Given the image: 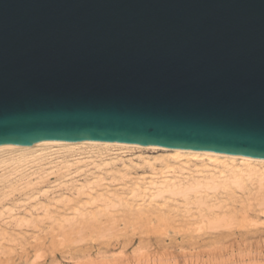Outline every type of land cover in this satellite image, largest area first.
Here are the masks:
<instances>
[{"label": "water", "instance_id": "obj_1", "mask_svg": "<svg viewBox=\"0 0 264 264\" xmlns=\"http://www.w3.org/2000/svg\"><path fill=\"white\" fill-rule=\"evenodd\" d=\"M264 158V0H0V146Z\"/></svg>", "mask_w": 264, "mask_h": 264}, {"label": "rangeland", "instance_id": "obj_2", "mask_svg": "<svg viewBox=\"0 0 264 264\" xmlns=\"http://www.w3.org/2000/svg\"><path fill=\"white\" fill-rule=\"evenodd\" d=\"M76 148V149H75ZM87 148H88V150H87ZM103 148V149H102ZM116 149V150H114V149ZM119 150H118V149ZM65 149V150H64ZM83 151H82V150ZM122 149V150H121ZM64 150V151H63ZM97 150V151H96ZM101 150V151H100ZM58 151V152H57ZM72 151V152H71ZM75 151V152H74ZM82 152V153H80V152ZM91 151V152H90ZM93 151V152H92ZM116 151H118V152H116ZM121 151V152H120ZM60 152H62V153H60ZM110 152V153H109ZM111 152H113V153H111ZM43 153V154H42ZM42 153L41 152H37V155H35V156H31V157H29V159L28 158H26V160L24 161V163H25V165L21 162L20 163V165H21V167H19V171H16V173H14L15 175H13V173L10 175L11 177H9L10 179L12 178V175H13V178L10 180V181H12V184L14 185L13 187H18L20 184V182L22 183L20 186H22L23 184H24V180H25V178L27 177L24 173H26L27 175H29L30 173V169H32V173H33V171H34V175L35 174H38V173H40V174H38V176L41 178V180H39L40 178H35V177H38L37 175L34 177L33 176V174H31L32 175V177L29 179V177L31 176V175H29V177H27L26 179L28 180V182H27V180L25 181V182H27L28 183V185H27V187H26V189L25 190H23V191H21L22 189H21V187L19 186L18 188H19V191L22 193V192H24V194L25 195H21V193H19V192H17L16 191V193H15V191H14V194L16 195H13V193H12V195H9V199H10V201L12 200V199H14V200H12L13 202L15 201V202H20L21 201V203H19V206H20V210H19V213L17 212L18 210V203L16 204V203H13L12 201V203L13 204H11V202L9 201V199L8 198H5L4 200H5V203H4V200H3V203L1 202L0 203V205L2 206L1 208H6V209H2L1 210V208H0V212L1 213H3L2 211L4 210V213H8L7 215H5L4 213V215L2 214V217L3 218H1V216H0V227H2V230H5V233H6V230H7V234H10L8 237H9V239L7 238V235L5 234H3V235H1L2 237L3 236H6V237H4V239H0L1 241H2V244H1V242H0V260H2V262L0 263V264H264V204H263V202L262 201H260V202H262L261 204H263L262 206H261V204L259 205L258 204V202H255L254 203V199L256 198L255 197V195H254V197L255 198H251V200L253 201V203H251V202H247V198L251 195V193H248L249 192V190L250 191H254V190H252V189H254L255 188V186H253V184H256L257 182H258V180H256L257 178H259L260 177V175L259 174H257V175H254V176H256L257 178H255V177H253L255 180L253 181V179L252 180H249V179H251V178H247L250 182H248L246 179H243V181H242V183L244 182V184H245V186L246 187H248V188H246V187H244V188H242V191H240V192H238L239 190H236L235 188V185L233 186H228V188L232 191V194L233 195H230L229 193V189L228 188H226V192L228 193V195H225L224 193H226L223 189L225 188V186L223 185V184H221L222 182V180L221 181H219V179H222L223 177V174H226L225 172H223L222 171V166H221V163H216L217 165H215V163H211V162H209V163H211L212 165H209V163L208 162H206V160L205 161H203V160H200V159H196V162H195V157L193 158V157H188V156H182V157H173V156H171L170 155V151H165V150H161V149H144V148H135V147H96V146H90V147H88V146H82V147H73V148H70V149H67V147L66 148H64V147H59V146H52V147H50L49 149H46L45 151H42ZM55 155H54V154ZM63 153H65V154H63ZM79 155H78V154ZM99 153V154H98ZM115 153V154H114ZM4 154H6V153H4ZM41 154H42V156H41ZM50 156H49V155ZM58 156H57V155ZM91 154V155H90ZM93 154V155H92ZM96 154H98V155H96ZM39 155V156H38ZM51 155H52V157H51ZM67 155V156H66ZM77 157H76V156ZM81 155H83V156H81ZM86 157H85V156ZM87 155H89V156H87ZM100 155V156H99ZM102 155V156H101ZM104 155V156H103ZM165 155V156H164ZM37 156V157H36ZM45 156H49V157H45ZM55 156H57L56 158H54ZM64 156V157H63ZM81 158H80V157ZM164 156V157H163ZM43 158V160H42V158ZM74 157V158H73ZM98 157H99V159H100V161L98 160ZM102 157H103V159H102ZM105 157V158H104ZM31 158V159H30ZM34 158V159H33ZM45 158V159H44ZM49 158H50V160H49ZM69 160H68V159ZM72 158V159H71ZM96 158H97V160H96ZM129 158V159H128ZM39 159V160H38ZM56 159V160H55ZM67 159V160H66ZM74 159V160H73ZM86 159V161H84ZM88 159V160H87ZM118 159V160H117ZM126 159H127V161H126ZM30 160V161H29ZM37 160V163L35 162ZM45 160H47V163H46V161ZM59 160V161H58ZM75 160H76V162H75ZM79 160V161H78ZM90 160H91V162H90ZM93 160V161H92ZM117 160V161H116ZM125 160V161H124ZM131 160V161H130ZM180 162H178V161ZM199 160V161H198ZM38 161H39V163H40V161H42L40 164H38ZM52 161V162H51ZM61 161H62V163L63 164H65V167H64V165L61 163ZM75 163H78V164H75ZM112 161L114 162V163H112ZM118 161L120 162L121 161V164L120 163H118ZM131 163H133V164H131ZM200 162V163H198V162ZM27 162V163H26ZM33 162V164L35 163V165H30V163H32ZM44 162V163H43ZM79 162H84L83 163V165L81 164V165H79ZM95 162V163H94ZM12 163H14V162H12ZM67 163V164H66ZM73 163H74V165L76 166V167H74V165H73ZM88 163V164H87ZM104 163H105V165H104ZM184 163H185V165L187 166L188 165V167H186L185 165H184ZM190 163H191V165H190ZM15 164H17L16 162L14 163V166H15ZM61 164V165H60ZM69 164H71V165H69ZM124 164V165H123ZM13 165V164H12ZM30 165V168H27L28 166ZM38 165V166H37ZM41 165H42V167H41ZM45 165H47L46 167H44ZM50 167H49V166ZM54 167H53V166ZM63 165V166H62ZM91 165V166H90ZM92 165H94L95 167H93ZM102 165H103V167H102ZM106 165H108V169L105 167ZM112 165V166H111ZM122 165V166H121ZM180 165V166H179ZM23 166V167H22ZM24 166H26L25 168H24ZM33 166V167H32ZM56 166V167H55ZM69 166H72L73 167V169H72V167H69ZM86 166H88V167H86ZM98 166V167H97ZM176 166H177V168L180 170H177L176 169ZM220 166V167H219ZM43 167L45 168V169H43ZM67 167H69V168H67ZM79 167V168H78ZM83 167H85V168H87V169H85V171H84V168ZM93 167V168H92ZM96 167H97V169H99L100 170V172L96 169ZM104 167H105V169H104ZM126 168L124 171V173H123V168ZM175 167V168H174ZM181 167V168H180ZM192 167H194V170H195V167L197 168V167H199L198 169H196L195 171L197 172H199V176H201L202 175V173H207L209 176H207V174H206V178L204 177V176H201L200 178L196 175V174H193V173H195V171L193 170V168ZM204 167H210V168H208V172H207V169L206 168H204ZM211 167H213V169L215 170V172L214 171H211L212 169H211ZM22 168V169H21ZM23 168H24V170H23ZM37 168V169H36ZM53 168H55V169H57V171L55 170V169H53ZM82 168V169H81ZM94 168L96 169V170H94ZM115 168V169H114ZM128 168H132L131 170L130 169H128ZM171 168H173V174H172V170H171ZM201 168L203 169L202 171H204V172H202L201 171ZM1 169V168H0ZM21 169V170H20ZM27 169V170H26ZM41 169H43V170H41ZM50 169H52V171H54V172H50L49 170ZM68 169L69 170H71V171H68ZM76 169V170H75ZM79 169V170H78ZM164 169H167V171L165 172V170ZM176 169V170H175ZM183 169H185V170H187L188 171V173L187 172H183L182 170ZM61 170H62V172H64V174L66 175L67 174V172H68V174L70 175V174H72V177H68L69 175H66L65 177H64V175L61 173ZM64 170V171H63ZM66 170V171H65ZM75 170V171H74ZM80 170H81V172H83L84 174H82L81 172H80ZM83 170V171H82ZM91 170H92V172H91ZM93 170H94V172H93ZM184 170V171H185ZM22 173H21V172ZM28 171V172H27ZM38 171H40V172H38ZM47 171V172H46ZM49 171V172H48ZM77 171V172H76ZM102 171V172H101ZM165 174V176H164V174L162 173V172ZM182 171V175H184V177L186 176V179L189 181V179H191L192 177V181H194L193 179H196V180H198L199 179V181H203V180H206V182H209L210 180H211V178L209 179L208 177H210V173H214V175L212 174V176H214V178L216 179V181H219L220 182V184L224 187H222L220 184L219 185H216V187L217 186H219V187H214V188H216L215 189V191L214 192H211L210 193V190H208V189H210L209 187H206L205 186V189L203 188V192H201V190H199V192L198 193H196L198 190H194L193 192L194 193H192V191H189V192H187V194L185 193V195L183 194H181V193H170V191L169 192H167L166 191V193L169 195V194H173L172 196L171 195H169L170 197H173L175 194L177 195H175L173 198H175V199H172V198H170L168 195L166 196V195H164L165 196V198L163 197V193L164 194H166L164 191L166 190V188H165V190H164V187L165 186H167L168 184L170 185V183L172 184L174 181V179L176 180V179H178L177 181H175L173 184H177V183H179L180 182V180H181V184L179 183V185L181 186V185H183V186H185V182H184V180H186L185 178L183 179V178H181L180 179V177H183V176H181V174H180V176L178 177L177 175H179V172H181ZM193 173H192V172ZM218 171V172H217ZM0 172H2V169L0 170ZM20 174H19V173ZM58 172H60V173H58ZM71 172V173H70ZM78 173L79 172V174H77L76 176H75V174L76 173ZM89 173V175L88 174H86V173ZM108 172H110V174L108 173ZM121 174H120V173ZM168 172V174H166ZM223 172V173H222ZM47 173V174H46ZM55 173V174H54ZM97 173V174H96ZM120 174V175H118V174ZM123 173V174H122ZM171 173V174H170ZM175 173L177 174L176 175V177L174 176L175 175ZM192 173V175H194V176H192V175H190ZM218 173V174H217ZM1 174V173H0ZM20 176H22V177H20ZM24 176H23V175ZM48 174H50L49 176H47ZM57 174V175H56ZM60 174V175H59ZM74 174V175H73ZM102 174V175H101ZM115 174H117V175H115ZM130 174H131V176H130ZM164 176V178L162 177V175ZM201 174V175H200ZM217 174V175H216ZM261 174V173H260ZM18 175V176H17ZM63 177H62V176ZM79 175V176H78ZM94 175H96L95 177H94ZM171 175H172V177H171ZM188 175H189V177H191V178H189L188 177ZM222 175V176H221ZM262 175H264L263 173L261 174V177H260V179L262 178ZM15 176V177H14ZM26 176V177H25ZM71 176V175H70ZM83 176H85V177H83ZM99 176V177H98ZM102 176V177H101ZM117 176V177H116ZM120 178H119V177ZM124 176H126V177H128V179H129V176H130V178L131 177H133V178H131V180L129 179V180H127V178L126 177H124ZM136 176V177H135ZM153 176V178L155 179H153V178H151ZM155 176V177H154ZM216 176H218V180H217V178H216ZM16 177L19 179V182H18V180L16 179ZM46 178V179H44V178ZM79 177V178H78ZM106 177V178H105ZM115 177V178H114ZM138 177V178H137ZM141 177V178H140ZM159 177V180L157 179ZM188 177V178H187ZM197 177V178H196ZM222 177V178H221ZM250 177V176H249ZM252 177V176H251ZM22 178H24V179H22ZM43 178V179H42ZM56 180H55V179ZM58 178V179H57ZM65 178V179H64ZM71 178H73V179H71ZM123 178V179H122ZM166 178H167V180L168 181H172V182H170V183H168V181H167V184L165 185V180H166ZM169 178V179H168ZM245 178V177H244ZM21 179H22V181H21ZM60 179H63V180H60ZM79 179V180H78ZM81 179H83V180H81ZM94 180V184H95V186H101L102 185V183L100 182V180L101 181H104V184L100 187L99 186V188H100V190L98 189V188H95L91 183H92V181L91 180ZM114 179V180H113ZM118 181H117V180ZM158 181H157V180ZM162 179V180H161ZM164 179V180H163ZM180 179V180H179ZM183 179V180H182ZM208 179H209V181H208ZM259 179V180H260ZM263 179V178H262ZM16 180V182L19 184H17L16 185V183L14 182V181ZM35 180L37 181L38 180V182L39 181H41L42 183H38L37 182V184H35L34 185V183H33V181L35 182ZM52 180V181H51ZM58 180H59V182L60 181H62V182H58ZM74 180H75V182H74ZM85 180V181H84ZM99 180V181H98ZM124 180V181H123ZM147 180H151V182L152 183H150L151 185H150V187L151 186H153L154 184H156V186L154 185L153 187H149V186H146L148 183H149V181H147ZM164 182V187H162L163 188V190H162V188L160 187V185H163L162 184V182ZM190 180V182H192ZM29 181H31L32 183H33V187H35V188H33V187H31L30 185H31V183L29 182ZM99 182V184H98V182ZM120 181H122L123 182V184H122V182H120ZM137 181H141V183L140 182H137ZM156 181V182H155ZM179 181V182H178ZM212 181V180H211ZM255 181H257V182H255ZM261 181V180H260ZM260 181H259V183H257V184H259L260 185ZM264 181V180H263ZM263 181H261L262 183H263ZM7 182L8 181H4V184H6L7 185ZM63 182L64 183H69V185H70V187H69V190L68 189H66L65 188V186H67V188H68V185L67 184H63ZM76 182H79L80 184L82 183V185H78V183L76 184ZM86 182H88L89 183V185L91 184V187L90 186H88L89 188H88V190L85 188L84 190H82V192L80 193L79 192V189H82L83 188V185H84V187H87L84 183H86ZM145 182H147V183H145ZM177 182V183H176ZM184 182V183H183ZM204 182V181H203ZM251 182H255V183H253L252 184V186L250 185V183ZM15 183V184H14ZM27 183H25V184H27ZM44 183V184H43ZM52 183H54V184H52ZM62 183V185H60ZM125 183V184H124ZM159 183H160V185H159ZM187 183H189V182H187ZM186 183V184H187ZM249 183V184H248ZM30 184V185H29ZM51 184V185H50ZM56 184H58L57 186H56ZM72 184H74V185H72ZM87 184V183H86ZM110 184V185H109ZM114 186H113V185ZM140 184H142V185H140ZM256 184V185H257ZM53 185V186H52ZM63 185H64V187H63ZM88 185V184H87ZM131 185V186H130ZM158 185V186H157ZM178 185V184H177ZM243 185V184H242ZM28 186L29 187H31L32 188V191L33 190H35V191H37V192H42V191H45L44 189H46V194L44 193V194H42V196L39 194V193H37V192H32L31 191V193H30V190H31V188H28ZM63 187V188H61V189H57L56 187ZM76 188H75V187ZM129 186V187H128ZM134 186L138 189V191L134 188ZM239 186H241V185H237V188L239 189ZM250 186L252 187V188H250ZM258 186V185H257ZM256 186V187H257ZM260 186H262V185H260ZM263 186H264V184H263ZM15 187V188H16ZM23 187V189H24V185L22 186ZM106 187H108V189H106ZM110 187H112V188H110ZM114 187L116 188V190L114 189ZM133 187V188H132ZM139 187V188H138ZM155 187H158V188H155ZM174 187V186H173ZM221 187H222V189H221ZM235 187V188H234ZM18 188H16V190L18 189ZM50 188V189H49ZM51 188H52V190H53V188H54V190L53 191H55V192H53L52 190H51ZM72 190H71V189ZM75 190H74V189ZM94 188V189H93ZM140 188H141V192H140ZM160 188V189H159ZM213 188V189H214ZM219 188V190H221V191H219V190H217ZM261 187H259L258 189H260ZM4 189H7V187L6 188H4ZM21 189V190H20ZM29 189V190H28ZM43 189V190H42ZM57 189V190H56ZM63 189H65V190H63ZM76 189H78V192H79V194L82 196H84V198H83V196L82 197H80V195H78V196H76V194H78V192H76L77 190ZM119 189V190H118ZM121 189V190H120ZM156 189H158V190H156ZM211 189H212V187H211ZM235 189V190H234ZM258 189H256V191L258 190ZM8 190V189H7ZM27 190V191H26ZM59 190V191H58ZM61 190V191H60ZM91 190V191H90ZM96 191L95 193H94V191ZM126 190L128 191V192H126ZM149 190H151L152 192L151 193H155L156 195L158 194V192H160L161 190V192H160V194L161 195H159L158 194V196L156 197V199H154V200H152L151 202L149 201V200H151V199H153L152 197L154 196V194H152L151 195V193L150 194H145V193H147ZM204 190H206V191H204ZM241 190V189H240ZM25 191H26V193H28V194H26L25 193ZM51 191H52V194H50L51 193ZM64 191V192H63ZM74 191V192H73ZM84 191H85V194L86 195H88L89 197H87L85 194H84ZM93 191V192H92ZM103 191H104V193H103ZM117 193H116V192ZM119 191H125V192H123V193H121V192H119ZM131 191H135L134 193L136 194V196L135 197H139L137 200H136V198H135V200L137 201L136 202V204H135V200L133 199L132 200V197H133V192H131ZM145 191V192H144ZM211 191H213V190H211ZM218 191V192H217ZM222 191H223V194H224V201L225 200H228L227 202H229V196L231 197V196H233L234 198H236V199H234V200H236V201H234L233 200V197H231V199H230V202H233L232 203V205L230 204V202L229 203H227L228 205H225V203H226V201L224 202V204H223V206L224 207H226L227 209L225 210L224 209V207H223V209H222V207L220 208L222 211H227L228 209H230L231 211H233L234 210V212H235V209L237 210L236 211V216H235V213H233L234 214V216L236 217H234L235 219H234V222H233V220L232 219H229V217H228V219L229 220H231L233 223H234V225H233V223L231 224V222H230V226H228L229 228L231 227V226H233L232 228H230V230L226 227L225 228V230H224V227L222 228V225H223V222H224V224H226V225H229L228 223H225V221L227 220V221H229L228 219H226V214H232L231 213V211L229 210V212L228 213H226L225 215H221V217H217L219 220L221 219H223V220H225V221H221L222 223V225H220L219 226V224L216 226L217 228H218V226L221 228V229H219L218 228V230L219 231H221L220 233H219V231H217L216 230V228L215 227H213V226H211V222H210V226L211 227H213L214 228V231H212V232H210V230H207V228H208V223L207 222H209V217L210 216H213V214L215 213H217L218 214V216H220V209H219V211L217 210V204H215V207L214 206H211V205H213L214 203L213 202H218L219 204H221V202H222V196H223V194H222ZM260 191H262L261 192V194L263 193L264 194V190H263V188H261V190H258L257 192H260ZM60 192V193H59ZM71 194H70V193ZM87 192V193H86ZM98 192H100V193H98ZM106 192V193H105ZM137 192H138V194H137ZM210 193L208 196H213V194H214V196L213 197H217V195H219L221 198H220V200H219V198L217 197V198H208L207 196L205 197V198H207V199H203L204 198V195H203V193ZM238 195H240L241 196V198L239 197V196H235L234 194L235 193ZM257 192H253L254 194H256ZM30 193V194H29ZM62 194V195H60L59 197H57L56 195H53V194ZM129 193V194H128ZM149 193V192H148ZM219 193V194H218ZM20 196H19V195ZM96 194V195H95ZM101 194V195H100ZM105 194V195H104ZM108 194H111V195H108ZM112 194H113V196H112ZM132 194V195H131ZM144 196H143V195ZM194 194V195H197V194H199V195H197V197L195 196V198H199V199H201V200H203V204H202V206L204 205V209H203V207H202V211H205L206 213L209 211V213H212L211 215L209 214L208 215V213H207V215H206V213L205 214H201V213H199V212H195V211H198V208H201L200 206H201V204H199V207H197L198 206V204L196 205L195 203V200H197V199H195L192 195ZM200 194L203 196V198H200V197H202V196H200ZM217 194V195H216ZM250 194V195H249ZM258 194V193H257ZM256 194V195H257ZM260 193H259V195H261ZM26 195H28V198L30 199V198H33V196L35 195H37V200L38 201H34V198L31 200H27L28 198H26L27 196ZM63 195H65V196H63ZM71 195H75V197H77L78 199H77V201L78 202H76V200H75V198L73 197V196H71ZM118 195V196H117ZM138 195V196H137ZM155 195V196H156ZM178 195H179V197H181L180 195H182L183 197H181V198H183V199H181L180 200V198L178 197ZM206 195V194H205ZM247 195H249V196H247ZM21 196H26V197H21ZM46 197V199H48V200H46L45 199V197ZM54 198H53V197ZM62 196V197H61ZM115 196H116V198H115ZM124 196V197H123ZM143 196V197H142ZM154 196V197H155ZM189 196L190 197H192V199L191 198H189ZM200 196V197H199ZM243 196V197H242ZM244 196H247V198L245 199L244 198ZM11 197V198H10ZM15 197V198H14ZM18 197V198H17ZM61 197V198H60ZM65 197V199L66 198H69V199H73L72 200V203H71V200L69 201H67V199H66V201L64 202L63 200H62V202L65 204V205H67V203H68V205H70L69 204V202L72 204V205H70L69 206V208H68V205L66 206V208L64 207V209H63V205H59V204H61L62 202H61V199L62 198H64ZM71 197H73V198H71ZM99 197H103L102 199L101 198H99ZM106 197V199H104ZM118 197V198H117ZM128 197V198H127ZM129 197H131L130 199H129ZM147 197V198H146ZM158 197H160L161 198V200H159L160 198H158ZM168 197V198H167ZM225 197H228V198H225ZM237 197H239L243 202H247V203H245V204H247L245 207H242L243 205H245V204H243L242 203V201L240 202L238 199H237ZM261 197H264V196H262L261 195ZM17 198V199H16ZM19 198H21V199H19ZM35 198V199H36ZM41 200H40V199ZM60 198V199H59ZM92 200H90V199ZM95 198H98V199H95ZM116 200H115V199ZM157 198H158V200H157ZM176 198H178L177 200H176ZM55 199H56V203H53V202H55ZM58 199V200H57ZM143 199V200H142ZM163 199H164V201L168 204V205H165V203L163 202ZM172 199V200H171ZM210 199H211V201H210ZM256 199H258V198H256ZM260 200H261V198H259ZM264 198H262V200H263ZM6 200H8L9 201V203H8V201H6ZM53 202H52V201ZM75 200V201H74ZM93 200H95V202H97V200H103V201H105V204H106V202L108 203V201H110L109 203H110V207L113 205V207H115V206H117L118 204L120 205V204H122V207L121 206H119L118 207V209L117 208H114V209H116L115 211H114V209L112 208H110L109 207V204L106 206L103 202V204L102 203H100L99 204V201L97 202V204L95 203V204H93ZM146 200V201H145ZM174 200H176V202L174 201ZM184 200V201H183ZM188 200H191V201H188ZM194 200V201H193ZM238 200V201H237ZM246 200V201H245ZM250 200V199H249ZM248 200V201H249ZM26 201H28V202H26ZM42 203H44V204H46V205H44V204H42ZM58 201H60L61 203H57ZM76 202V204L74 203V202ZM90 201V202H89ZM119 201H120V203H119ZM132 201V202H131ZM140 201V202H139ZM157 201V202H156ZM171 201V202H170ZM189 202V205H191L192 204V202H195L194 204L196 205L195 207H194V205H193V207H189V205H188V202ZM197 201H199V200H197ZM208 201H210V202H208ZM259 201V200H258ZM264 201V200H263ZM22 202H23V207L21 206V204H22ZM31 202V203H30ZM35 202H37L38 204L40 203V204H42L41 206H42V212L39 210L38 211V206L40 205H37V203H36V205H37V207H36V205H35ZM83 202H85V203H83ZM125 202V203H124ZM134 202V203H133ZM154 202V203H153ZM171 203L170 205H169V203ZM185 202V203H184ZM212 202V203H211ZM88 203V204H87ZM90 203V204H89ZM111 203H112V205H111ZM118 203V204H117ZM132 203H133V205H132ZM177 203V204H176ZM191 203V204H190ZM200 203V202H199ZM201 203H202V201H201ZM223 203V202H222ZM249 203H251V204H253V205H250V206H248V204ZM16 204V206H14ZM24 204H25V206H24ZM31 204L32 206L34 205L36 208H34L35 210L37 209V211H34L33 213L30 211V209H32V211L34 210L33 209V207L30 205ZM54 206H52V205ZM83 205V207H85L86 205L85 204H87V208H80L79 207V205ZM116 204V205H115ZM124 204H126L127 205V207L126 206H124ZM138 204V205H137ZM141 204H143V205H141ZM153 204V205H152ZM155 204V205H154ZM156 204H157V206H156ZM186 205L185 207L183 206V208H182V206H179L178 207V205ZM207 204V205H206ZM233 204H235V205H233ZM243 204V205H242ZM255 204V205H254ZM5 205V206H4ZM51 205V207L52 208H54V209H52L51 207H49V206ZM95 205H97V206H95ZM131 205H132V207L134 208V209H132L131 210ZM160 205V206H159ZM178 207V208H175L176 206ZM205 205H206V207H205ZM211 207H213V208H215L214 210H216L217 212H215L213 209V211L212 212H210V210H209V207L210 206ZM27 206H29V207H27ZM47 206H48V209H47ZM61 206V207H60ZM72 206V207H71ZM154 206V207H153ZM161 206H165L164 208H168V209H164L165 211H162L163 209L161 208ZM187 206L189 207V208H187ZM219 206V205H218ZM221 206V205H220ZM227 206H230V207H233L232 209L229 207H227ZM236 206V207H235ZM15 207H17V209L15 208ZM32 207V208H31ZM43 207L45 208V209H43ZM82 207V206H81ZM104 207H106L105 209H104ZM107 207H109V209H107ZM120 207H121V209H120ZM124 207H126V208H124ZM136 207L137 208H139V209H136ZM144 207V208H143ZM149 207H151L150 209H149ZM155 207L157 208L156 210H155ZM197 207V209L194 211L193 210V213L195 212V215H197L196 213H199L198 215V217H195V215L194 214H191V216L189 217L188 215L190 214V212H189V214H187L188 212L187 211H190V210H192V208L194 209V208H196ZM7 208H9V209H11L10 210V212L11 213H9L8 212V210H7ZM23 208V209H22ZM30 208V209H29ZM41 208V207H40ZM51 208V209H50ZM57 208H59V211H61V213H59V211L57 212L56 211V209ZM92 208V209H91ZM97 208H99V210L97 211V212H102V216H104L106 213H107V211H105L106 209L108 210V213L109 214H114V213H116L115 215H113L114 217V219L113 218H110V222L108 223L107 222V220L106 219H109V217L111 216L112 217V215H107V217L108 218H106V215H105V217L103 218V217H100L99 215H97L98 213L96 212V209ZM123 208H124V210H123ZM127 208H128V210H127ZM141 208H143V211L141 210ZM159 208H161V210H159ZM186 208H187V210H186ZM205 208H207V209H205ZM22 209V210H21ZM60 209H62V210H60ZM70 211H69V210ZM88 209V210H87ZM125 209L127 210V212L125 211ZM169 209H170V212H169ZM174 209L177 211V214L176 213H171V211L173 212L174 211ZM181 209V210H180ZM188 209H190V210H188ZM211 209V208H210ZM243 209V212L241 211ZM5 210H7V212H5ZM27 210H28V213L29 214H31L30 216L31 217H29V215H28V213H25V212H27ZM50 211V213H51V215H52V220H51V222H48L47 223V217H48V213L49 212H47V219L44 217V216H46L45 214H43V213H46L45 211ZM65 210V211H64ZM80 212H79V211ZM90 210V211H89ZM147 210L148 211H150V213L149 212H147ZM179 210H180V212H179ZM207 210V211H206ZM245 210V211H244ZM22 211V212H21ZM24 211V212H23ZM44 211V212H43ZM63 211V212H62ZM66 211H68V213L70 212V214H68ZM73 211H75V212H77L78 211V216L80 215V217L81 218H79L77 215H76V213H73ZM117 211V212H116ZM118 211H119V213L122 215V213H126L125 215L126 216H124V214L122 215L123 216V219L121 220L120 218H122V216H120V214L118 213ZM124 211V212H123ZM132 211V212H131ZM133 211L134 212H136L135 214L133 213ZM182 211V212H181ZM199 211H201V210H199ZM224 211V212H225ZM38 212V213H37ZM41 212V213H40ZM83 212H84V214H83ZM161 212H164V213H162L163 215H164V217L161 219V220H163L164 218L165 219H167V220H169L170 219V216H168L169 215V213H171V215L173 214V215H177V216H173L174 217V219L176 220V221H172V220H170L171 222H173V224H171V223H169V224H171V226L172 225H174V224H177V222H178V224L177 225H179V224H181L180 222H182V224L185 222L184 221V219H180V218H185L186 216H185V214L188 216V219H190L191 217L192 218H199V220H200V216L201 215H204L205 217H207L208 218V220H204V222L203 223H205V224H207L208 226H207V228L205 229V227H206V225H205V227H203V225H202V227H199L198 225L199 224H202V223H198V224H196V227L195 228H193L194 226H195V223H197L198 221H196V220H194V219H192V221H194L193 223L194 224H190L189 225V223H188V227L189 226H193L192 228H191V230L192 229H194V230H192L191 232H192V236H193V231L195 232V234H196V231H198L197 229V227H199V228H201V229H199V231L201 230H204V231H202L203 232V234H200V233H198L197 232V234H200V235H198L197 236V234L195 235V236H193L192 238L190 237L191 235L189 234V228L186 226L187 224V222H189V221H186V223L185 224H183L184 226H186L187 228H188V233H186V231L184 232V229L185 230H187L184 226H182V228L180 227V225H179V231L177 230V229H175L174 230V228L173 227H175V225L171 228V226H170V228H169V226H168V228L166 227V225L168 224V222H170V221H166L165 222V219L162 221V222H160L159 220H160V217L162 216V214H160ZM168 212V213H167ZM192 212V211H191ZM214 212V213H213ZM240 212H241V214H240ZM35 213H37V214H35ZM57 215H59V216H57ZM90 214V218L91 219H94V220H91V222L92 221H94L95 223L97 222V223H101V224H105V225H107L108 227H107V230H108V234L107 235H105L103 232H105L106 230V228L105 229H103L104 228V226L102 225V226H100V225H98L99 226V228L97 227V225L95 224V225H93L94 224V222H90V220L88 221V219L89 218H87L88 217V215L87 214ZM97 213V214H96ZM127 213H128V215H129V219H128V215H127ZM145 213V214H144ZM156 213V214H155ZM203 213V212H202ZM14 214V215H13ZM41 214H43L44 216H42ZM118 214H119V216L120 217H118ZM134 214V215H133ZM152 214V216H150ZM181 214H184V216H182ZM214 214V215H215ZM222 214V213H221ZM224 214V213H223ZM1 215V214H0ZM20 215V216H19ZM28 215V216H27ZM33 215H34V218L36 219V217L38 218V219H40V220H37V221H40L41 222V220H42V223L40 224V222H39V224L37 223V221L34 219V218H32L33 217ZM35 215H37V216H35ZM39 215V216H38ZM40 215L43 217V219H44V221H46V222H44L43 223V219H42V217L40 218ZM51 215H49V220H50V216ZM56 215V216H55ZM65 215L68 217H65ZM74 215H76L75 217V219H74ZM85 215V217H83ZM144 215H146L145 217H144ZM4 216H8V218H6V217H4ZM10 216V217H9ZM19 218H18V217ZM21 216H23V217H26L27 218V220L29 221L31 218L33 219L32 221H34V222H32V223H35L34 225L31 223V221L29 222V224H28V222H27V220H25V223L27 222V224L29 225H27L26 227H25V223L23 224V220H22V218H21ZM64 216V217H63ZM69 216L70 217H73V219L75 220H72V222L74 223H76V220H79L80 221V219H82V217H83V219L82 220H84L86 223L88 222V224H86L87 226L88 225H90V226H93L94 227V229H92V228H90L89 229V227H86V225L84 224V226L86 227V229H84L85 227L84 226H82L83 224L81 223L82 222V220L80 221V223H81V225H77L76 226V224L79 222H77L76 224H75V227H77L78 228V231H77V234H75L76 233V231L75 230H77L75 227H74V225H73V231L72 232H70V234L71 233H73V232H75L74 234H73V236L72 235H70L71 236V238L69 237V231H71L70 229H68L67 228V226L68 227H71V221H70V219H69ZM97 216H99L100 217V220H101V222H100V220L99 221H97L98 220V217ZM138 216V217H137ZM165 216H168V217H165ZM180 218H179V217ZM182 216V217H181ZM216 216V215H215ZM225 217V219H224V217ZM12 217H14V220L15 221H13V218ZM63 218L64 220H67V219H69L68 220V222L67 221H63V219H62V221H61V219H59V218ZM127 217V218H126ZM155 217V218H154ZM173 217H172V219H173ZM203 217V216H202ZM201 217V218H202ZM223 217V218H222ZM19 219V221H20V218H21V221H23V222H21V226H19V227H16L15 228V230H17V231H19V229L21 228H23V230H22V232H21V230L19 231L20 233H19V235H22V236H19V240L21 241H19L17 238H18V236H15V239L17 240H13V238H14V236H11V233H9L10 231L12 232V230H13V227H14V225H16V223L15 222H17V226H18V222L19 221H17V219ZM29 218V219H28ZM55 218H56V220H55ZM79 218V219H78ZM106 218V219H105ZM115 218H117L116 220H115ZM122 221H120L119 219ZM139 218H140V222L138 221L139 220ZM142 218V219H141ZM146 218V219H145ZM176 218H178V219H176ZM204 218V217H203ZM211 219H212V222L213 223H216L218 220L217 219H215L216 217H210ZM230 218H232V216L230 217ZM4 219V221H2ZM12 219V220H11ZM72 219V218H71ZM103 219V220H102ZM104 219L106 220L105 221V223L103 222L104 221ZM114 221H113V220ZM125 219H127V223H130L129 225H127L126 226V228L127 229H125V225L123 224V222L125 223V224H127L125 221ZM158 219V221L156 222V220ZM187 219V218H186ZM187 219V220H188ZM191 219H190V223H191ZM205 219V218H204ZM214 219V220H213ZM239 219V220H238ZM10 220V221H9ZM180 220H183V221H180ZM203 220V219H202ZM202 220L201 221H199V222H202ZM1 221H2V224H1ZM57 222V223H55L56 225V227H61L62 228V226H63V223H64V226H66V228L64 227V230L66 231L65 232V234H63L64 232H63V228L61 229V228H58V230L59 229H61V230H59V233H58V230L54 227V222ZM116 221V222H115ZM132 221V222H131ZM133 221H135L136 223H137V227H138V223H140L141 224V222L143 223V226L141 227L140 226V224H139V226L141 227V228H137L136 227V223H133ZM138 221V222H137ZM211 221V220H210ZM239 221H241V222H239ZM60 222V223H59ZM62 222V223H61ZM91 224H90V223ZM107 222V223H106ZM118 222H119V224H118ZM146 222L148 223V224H146ZM218 222H220V221H218ZM217 222V223H218ZM239 222V223H238ZM10 223H14V225L12 224V226L10 225ZM65 223H67L68 225H66ZM114 223V224H113ZM132 223V224H131ZM158 224V226L156 225V224ZM163 223H165V227H164V224ZM238 223V224H237ZM52 224H53V227H51L50 228V226H52ZM59 224H61V225H59ZM69 224H71L70 226H69ZM79 224V223H78ZM109 224H112V227H110L109 228ZM118 224V225H117ZM153 224V225H152ZM168 224V225H169ZM11 229H9L7 226ZM19 225H20V223H19ZM22 225H24V227L22 226ZM41 225V226H40ZM43 225V226H42ZM46 225V226H45ZM48 225V226H47ZM113 225H114V227H115V225L117 226V228L115 227V229L113 230ZM135 227H134V226ZM147 225H149L150 227L149 228H147L148 226ZM152 225V226H151ZM155 225V226H154ZM216 225V224H215ZM31 226V227H30ZM32 226H33V228H32ZM81 228V226H82V228L81 229H84L85 230V232L87 231L88 232V230L90 231H96L97 233H94L93 231L89 234V232L87 233V235H86V233L85 232H83V230H81L82 231V234H83V236H85V238H86V236L91 240V241H89V239L87 238V240L85 239V240H83L84 239V237L83 236H81V234H79L80 233V230H79V227ZM96 226V227H95ZM34 227H35V229H34ZM36 227L38 228L39 227V229H41L42 230V232L40 231V234H42V236H43V234L45 233H47V235H44L45 237L47 236V238L46 239H42L41 240V238L39 239L38 237L39 236H41V235H39V236H36V235H34V234H38L39 233V231H38V233H37V231L36 230H38V229H36ZM84 227V228H83ZM102 227V228H101ZM118 227L119 228H121L120 229V232H118L116 229H118ZM131 227H133V228H131ZM154 228V230H153V228ZM158 229H157V228ZM177 227V226H176ZM175 227V228H176ZM32 228V229H31ZM43 228V229H42ZM49 228V229H48ZM52 228H54V231H56V232H53L52 230ZM72 228V227H71ZM109 228V229H108ZM123 228V229H122ZM197 228V229H196ZM9 229V230H8ZM47 229H48V231L50 230V233H52V235H54V233L56 234L55 236H56V240H59L60 238H61V241H59L60 242V244H61V246L59 245V243H58V241H57V244L56 243H54L53 241H51L53 238L55 239V237H53L52 239H51V235H50V233L49 232H47ZM52 229V230H51ZM100 229H103L104 231H102V230H100ZM131 229V230H130ZM147 229H149V230H147ZM152 229V230H151ZM157 229V230H156ZM173 229V230H172ZM183 231H182V230ZM208 229H211V228H208ZM226 229H228V230H226ZM248 229V230H247ZM254 229H255V231H254ZM15 230L13 231V232H15ZM34 230V231H33ZM100 232H99V231ZM112 230V231H111ZM124 230H126V231H124ZM134 232H133V231ZM138 232H137V231ZM9 231V232H8ZM23 231H26L27 233H28V235H26L25 236V234H26V232H25V234H24V232ZM44 231V232H43ZM114 231V232H113ZM144 231H145V233H144ZM207 231H209V233L210 234H207ZM217 233H216V232ZM228 231V232H227ZM30 232H31V234H33V235H31L30 234ZM61 232H62V234L64 235V237L62 236L61 237ZM68 232V233H67ZM79 232V233H78ZM99 232V233H98ZM102 232V233H101ZM107 232V231H106ZM162 234H161V233ZM184 232V233H183ZM215 234H214V233ZM250 232H252V233H250ZM48 233H49V235H48ZM113 233H115V234H113ZM118 233V234H117ZM122 233V234H121ZM140 233H141V235H140ZM158 233V234H157ZM85 234V235H84ZM100 234V235H102V234H104V236L107 238V240L106 239H104L103 240V238H100V237H104L103 235L102 236H98V235ZM139 234V235H138ZM213 234H214V236H213ZM12 235H15L14 233H12ZM23 235L25 236V237H23ZM33 236V238L31 237V236ZM97 235V236H96ZM109 235V236H108ZM112 235V236H111ZM164 235V236H163ZM167 235V236H166ZM190 235V236H189ZM1 236H0V238H1ZM11 236V237H10ZM30 238H28V237ZM34 236H36L35 238H34ZM43 236V237H44ZM51 236V237H50ZM77 236V237H76ZM13 237V238H12ZM17 237V238H16ZM23 239H22V238ZM27 237V238H26ZM44 237V238H45ZM60 237V238H59ZM95 237H97L96 239H95ZM98 237H99V239L100 240H97L98 239ZM104 237V238H105ZM110 237H111V239H110ZM11 238V239H10ZM25 238H26V240H27V243L24 241L25 240ZM36 238H38V239H36ZM58 238V239H57ZM69 238H70V240H69ZM76 238H77V241H79V239H81V244H78L77 243V241H76ZM95 240H94V239ZM71 239H73L74 241L72 242L71 241ZM5 240V241H4ZM10 240V242H8ZM49 240L51 241V242H49ZM62 240H63V242H62ZM12 241H14V244H12V245H16V246H10L9 244L12 242ZM84 241H86V242H84ZM4 242V243H3ZM6 242V243H5ZM72 242V245L70 244V243ZM9 243V244H8ZM22 243V244H21ZM24 243V244H23ZM75 243V244H74ZM80 243V242H79ZM4 244V245H3ZM6 244V245H5ZM8 244V245H7ZM23 245V246H22ZM74 245V246H73ZM78 245V246H77ZM7 246V247H6ZM8 246H10V248L8 247ZM21 246V247H20ZM4 247H6V248H4ZM1 250H3V252L1 251ZM11 250H12V252H15L14 254L13 253H11ZM15 250V251H14ZM18 250H19V252H18ZM17 251V252H16ZM2 253L4 254V255H2ZM8 253V254H7ZM3 256V257H2Z\"/></svg>", "mask_w": 264, "mask_h": 264}, {"label": "bare ground", "instance_id": "obj_3", "mask_svg": "<svg viewBox=\"0 0 264 264\" xmlns=\"http://www.w3.org/2000/svg\"><path fill=\"white\" fill-rule=\"evenodd\" d=\"M52 146H59V147H64V148L67 147V149H70V148H73V147H79V148H80V147H82V146H88V147H90V146H96V147H102V146H103V147H135V148H144V149H161V150H165V151H170V155L173 156L174 158H175V157L177 158V157H182V156H188V157H193V158L195 157V158H194V159H195V162H196V159H200V160H203V161L206 160V162H208V161L211 162V163L213 162V163H215V165H217L216 163H221L222 171L226 173V174H223V176L221 175V176L223 177V178L221 177L222 179H219L218 176H216L217 180H218V179H219V181L222 180V181H221V182H222L221 184H223V185L225 186V188H224V187L220 184L219 181H216V179L214 178L215 175H214L213 172L210 173L211 175H210V177H208L209 179L211 178L212 181H211V180L209 181V179H208L209 182H206L207 179H206V180H203L204 182H203V181H199V179H198V180L193 179L194 181H192V180H191V179L193 178L192 176H194V175H192V173H193L196 169L199 168V167H197V168L195 167V170H194V167H192L194 171H193V172L191 171L192 173L190 174V175H192V176H191L192 178L189 177V175H188V177L191 178V179H189V181H188V180L186 179V176L184 177V175H182V171H183L184 173H185V172L188 173V171H187L188 169H187V170L183 169L181 172H179V175H177V174L175 173L174 176L176 177V175H177V176L179 177L180 174H181V176H183V177H180V179H181V178H183V179L185 178V179H186V180H184L185 183L183 182V183L185 184V186H183V185L180 186V185H179V183H180V184L182 183L180 179H179L180 182L178 181L179 183L176 182L178 185H177V184L175 185V184H173V183H174L175 181H177L178 179H176V180L174 179V180H173L174 182L171 184L170 182H172V181H168L167 178H166V180L164 181V182H165V185L167 184V181H168V183H170V185L168 184L167 186H165V185H164V182H162V181H161L162 179H161L160 181L162 182L163 185H160V183H159V185H160L161 188L165 186V187H164V190H165V188H166V190L164 191L165 193H166V191H167V192L170 191V193H171V192H172V193H181L182 195H183V194L185 195V193L187 194V192H189V191H192V193H194V192H195L194 190H198V191L196 192V193H198L199 190H201V189L203 190V188L205 189V186L210 188V189H208V190H210V193H211V192H214L215 189H216L217 187H219V186L216 187V185H219V184L224 188L223 190H224L225 192H226V188H228V186H230V185H231V186H232V185H233V186L235 185L236 188H235V187H234V188H235L236 190H239L238 192H240V191H242V188L246 187L245 184H244V182L242 183L243 179H246L248 182H250L249 180H252V179H253V181L255 180L253 177L257 178V177L254 176V175L259 174L260 177H261V174H262V173L264 174V158L250 157V156H245V155L231 154V153H225V152H219V151L199 150V149H189V148H179V147H165V146L141 145V144L124 143V142H110V141H44V142H36V143L9 144V145H5V146H0V168L2 169V172H0V173H1V174H0V203H1V202L3 203V200H4L5 198H8L9 195H12V193H13V195H15V194H14V191H15V193H16V191L19 192V193H21V192L19 191V188H18V187H19L22 183L20 182V183H19L20 185H19V184L16 182V180H15V181L13 180V181L16 183V185H17V184L19 185V186L17 185L18 187L15 186L16 188H18V189L16 190V188L13 187L14 185L12 184V181H10V180L13 178V175H15L14 173H16V171H19V167H21L20 163L23 161L22 163L25 165L24 161L26 160V158L29 159V157L37 155V152H41V153H42V151H45L46 149H49V148L52 147ZM75 149H76V148H75ZM102 149H103V148H102ZM113 149H114V148H113ZM117 149H118V148H117ZM64 150H65V149H64ZM64 150H63V151H64ZM81 150H82V149H81ZM87 150H88V148H87ZM114 150H116V149H114ZM118 150H119V149H118ZM121 150H122V149H121ZM82 151H83V150H82ZM96 151H97V150H96ZM100 151H101V150H100ZM57 152H58V151H57ZM71 152H72V151H71ZM74 152H75V151H74ZM79 152H80V151H79ZM90 152H91V151H90ZM92 152H93V151H92ZM116 152H118V151H116ZM120 152H121V151H120ZM4 153H6V154H4ZM60 153H62V152H60ZM80 153H82V152H80ZM109 153H110V152H109ZM111 153H113V152H111ZM42 154H43V153H42ZM42 154H41V156H42ZM53 154H54V153H53ZM63 154H65V153H63ZM77 154H78V153H77ZM82 154H83V153H82ZM98 154H99V153H98ZM98 154H96V155H98ZM114 154H115V153H114ZM48 155H49V154H48ZM54 155H55V154H54ZM56 155H57V154H56ZM78 155H79V154H78ZM90 155H91V154H90ZM92 155H93V154H92ZM38 156H39V155H38ZM49 156H50V155H49ZM49 156H45V157H49ZM57 156H58V155H57ZM57 156H55L54 158H56ZM66 156H67V155H66ZM75 156H76V155H75ZM81 156H83V155H81ZM84 156H85V155H84ZM87 156H89V155H87ZM99 156H100V155H99ZM101 156H102V155H101ZM103 156H104V155H103ZM164 156H165V155H164ZM164 156H163V157H164ZM36 157H37V156H36ZM51 157H52V155H51ZM63 157H64V156H63ZM76 157H77V156H76ZM79 157H80V156H79ZM85 157H86V156H85ZM41 158H42V157H41ZM52 158H53V157H52ZM73 158H74V157H73ZM80 158H81V157H80ZM104 158H105V157H104ZM28 159H27V160H28ZM30 159H31V158H30ZM33 159H34V158H33ZM44 159H45V158H44ZM67 159H68V158H67ZM67 159H66V160H67ZM71 159H72V158H71ZM100 159H101V158H100ZM100 159H99V157H98V160H99V161H100ZM102 159H103V157H102ZM128 159H129V158H128ZM27 160H26V161H27ZM38 160H39V159H38ZM42 160H43V158H42ZM49 160H50V158H49ZM55 160H56V159H55ZM68 160H69V159H68ZM73 160H74V159H73ZM87 160H88V159H87ZM96 160H97V158H96ZM117 160H118V159H117ZM117 160H116V161H117ZM29 161H30V160H29ZM45 161H46V163H47V160H45ZM58 161H59V160H58ZM78 161H79V160H78ZM84 161H86V159H85ZM92 161H93V160H92ZM124 161H125V160H124ZM126 161H127V159H126ZM130 161H131V160H130ZM130 161H129V162H130ZM177 161H178V160H177ZM198 161H199V160H198ZM198 161H197V162H198ZM12 162H14V163L16 162L17 164H15V166H14V163H12ZM35 162L37 163V160H36ZM41 162H42V161H40V163H41ZM51 162H52V161H51ZM73 162H74V161H73ZM75 162H76V160H75ZM75 162H74V163H75ZM90 162H91V160H90ZM178 162H179V161H178ZM209 162H208V163H209ZM26 163H27V162H26ZM40 163H39V161H38V164H40ZM43 163H44V162H43ZM61 163H62V161H61ZM74 163H73V165H74ZM80 163L83 165L84 162H83V163H82V162H79V165H81ZM91 163H92V162H91ZM94 163H95V162H94ZM112 163H114V162L112 161ZM118 163L121 164V161H120V162L118 161ZM130 163H131V162H130ZM179 163H180V162H179ZM198 163H200V162H198ZM211 163H209V165H212ZM12 164H13V165H12ZM32 164H33V162L30 163V165H32ZM62 164H63V163H62ZM66 164H67V163H66ZM75 164H78V163H75ZM84 164H85V163H84ZM87 164H88V163H87ZM131 164H133V163H131ZM30 165H29L27 168H30ZM33 165H35V163H34ZM60 165H61V164H60ZM63 165H64V167H65V164H63ZM63 165H62V166H63ZM69 165H71V164H69ZM104 165H105V163H104ZM123 165H124V164H123ZM184 165H185V163H184ZM190 165H191V163H190ZM18 166H19V167H18ZM37 166H38V165H37ZM46 166H47V165H45L44 167H46ZM48 166H49V165H48ZM52 166H53V165H52ZM90 166H91V165H90ZM92 166L95 167L94 165H92ZM111 166H112V165H111ZM121 166H122V165H121ZM179 166H180V165H179ZM185 166H186V165H185ZM22 167H23V166H22ZM25 167H26V166H24V168H25ZM32 167H33V166H32ZM41 167H42V165H41ZM44 167H43V169H45ZM49 167H50V166H49ZM53 167H54V166H53ZM55 167H56V166H55ZM69 167H72V166H69ZM69 167H67V168H69ZM74 167H76V166L74 165ZM86 167H88V166H86ZM93 167H92V168H93ZM97 167H98V166H97ZM97 167H96V169H97ZM102 167H103V165H102ZM105 167L107 168L108 165H106ZM105 167H104V169H105ZM186 167H188V165H187ZM219 167H220V166H219ZM24 168H23V170H24ZM78 168H79V167H78ZM83 168H84V171H85V169H87V168H85V167H83ZM88 168H89V167H88ZM174 168H175V167H174ZM180 168H181V167H180ZM204 168H206V169H207V172H208V168H210V167H204ZM204 168H203V169H204ZM1 169H0V170H1ZM21 169H22V168H21ZM21 169H20V170H21ZM32 169H33V168H32ZM32 169H30V172H29L30 174H29V175H31V174L34 173V171H33V173L31 172ZM36 169H37V168H36ZM43 169H41V170H43ZM53 169H55V168H53ZM72 169H73V167H72ZM81 169H82V168H81ZM96 169L94 168V170H96ZM107 169H108V168H107ZM114 169H115V168H114ZM125 169H126V168L124 167V168H123V173L125 172V171H124ZM128 169H130V168H128ZM131 169H132V168H131ZM131 169H130V170H131ZM176 169L179 170V169L177 168V166H176ZM176 169H175V170H176ZM203 169L201 168V171H202ZM211 169H212L211 171H214V172H215V170H216V169L214 170L213 167H211ZM26 170H27V169H26ZM55 170L57 171V169H55ZM75 170H76V169H75ZM75 170H74V171H75ZM78 170H79V169H78ZM94 170H93V172H94ZM97 170L100 172L99 169H97ZM164 170H165V172L167 171V169H164ZM171 170H172L171 172H172V174H173V173H174V172H173V168H171ZM184 170H185V171H184ZM24 171H25V170H24ZM49 171H50L51 173L54 172V171H52V169H50ZM49 171H48V172H49ZM63 171H64V170H63ZM65 171H66V170H65ZM68 171H71V170L68 169ZM82 171H83V170H82ZM179 171H180V170H179ZM20 172H21V171H20ZM27 172H28V171H27ZM38 172H40V171H38ZM46 172H47V171H46ZM76 172H77V171H76ZM76 172H75V173H76ZM80 172H81V170H80ZM91 172H92V170H91ZM101 172H102V171H101ZM161 172H162V171H161ZM165 172H164V173H165ZM197 172H198V171H197ZM197 172L195 171V173H193V174H196ZM202 172H204V171H202ZM217 172H218V171H217ZM223 172H222V173H223ZM12 173H13V175H12V178L10 179L9 177H11L10 175H11ZM18 173H19V172H18ZM21 173H22V172H21ZM58 173H60V172H58ZM61 173L64 175V177H65L66 175H69L68 172H67V174L65 175L64 172H62V170H61ZM70 173H71V172H70ZM81 173L84 174L83 172H81ZM85 173H86V172H85ZM94 173H95V172H94ZM108 173L110 174V172H108ZM119 173H120V172H119ZM123 173H122V174H123ZM162 173H163V172H162ZM164 173H163V174H164ZM215 173H216V172H215ZM260 173H261V174H260ZM19 174H20V173H19ZM19 174H18V175H19ZM24 174H25L27 177H29V175H27L26 173H24ZM38 174H40V173H38ZM38 174H35V175L33 174V176H34V177H35L36 175L38 176ZM46 174H47V173H46ZM54 174H55V173H54ZM77 174H79V172L76 173L75 176H76ZM86 174L89 175V173H86ZM96 174H97V173H96ZM117 174H118V173H117ZM117 174H115V175H117ZM120 174H121V173H120ZM120 174H118V175H120ZM166 174H168V172H167ZM170 174H171V173H170ZM198 174H199V172L196 174L199 178H200L201 176H204V175H205V176H204L205 178H206L207 176H209L207 173H206L207 176H206L205 173H202V175L200 174L201 176H199ZM203 174H204V175H203ZM212 174H213L214 176H212ZM217 174H218V173H217ZM217 174H216V175H217ZM18 175H17V176H18ZM22 175H23V174H22ZM49 175H50V174H48L47 176H49ZM56 175H57V174H56ZM59 175H60V174H59ZM70 175H71V176H70ZM70 175L68 176L69 178L72 177V174H70ZM73 175H74V174H73ZM101 175H102V174H101ZM161 175H162V174H161ZM19 176H20V175H19ZM23 176H24V175H23ZM26 176H25V177H26ZM61 176H62V175H61ZM78 176H79V175H78ZM95 176H96V175H94V177H95ZM130 176H131V174H130ZM130 176H129V179L131 180V178H133V177L130 178ZM164 176H165V174H164ZM164 176L162 175L163 178H164ZM249 176H250V177H249ZM251 176H252V177H251ZM14 177H15V176H14ZM20 177H22V176H20ZM27 177H26V178H27ZM31 177H32V175L29 177V179H30ZM62 177H63V176H62ZM76 177H77V176H76ZM83 177H85V176H83ZM96 177H97V176H96ZM98 177H99V176H98ZM101 177H102V176H101ZM116 177H117V176H116ZM118 177H119V176H118ZM124 177H126V176H124ZM135 177H136V176H135ZM154 177H155V176H154ZM165 177H166V176H165ZM171 177H172V175H171ZM188 177H187V178H188ZM244 177H245V178H244ZM260 177L256 179V180H258V182H257V181H255V182L259 183L260 180H261V181L264 180V175H262V178H263V179H262V178L260 179ZM26 178H25V180H24V184H23V185L25 186L24 189H23V187H22L23 185L20 186L21 189H22V190L20 189L21 191L25 190L26 187H27V185H28V183H27V182H28V180H27L28 178H27V179H26ZM35 178H40V177L38 176V177H35ZM43 178H44V177H43ZM43 178H42V179H43ZM78 178H79V177H78ZM85 178H86V177H85ZM105 178H106V177H105ZM114 178H115V177H114ZM119 178H120V177H119ZM126 178H127V180H129L128 177H126ZM137 178H138V177H137ZM140 178H141V177H140ZM151 178H153V176H152ZM196 178H197V177H196ZM247 178H248V179L251 178V179L248 180ZM16 179H17L18 182H19V179H20V178L18 179V178L16 177ZM22 179H24V178H22ZM22 179H21V181H22ZM44 179H46V178H44ZM54 179H55V178H54ZM57 179H58V178H57ZM64 179H65V178H64ZM71 179H73V178H71ZM122 179H123V178H122ZM153 179H154V178H153ZM157 179L159 180V177H158ZM157 179H156V180H157ZM168 179H169V178H168ZM183 179H182V180H183ZM259 179H260V180H259ZM26 180H27V182H25ZM30 180H31V179H30ZM39 180H41V178H40ZM55 180H56V179H55ZM60 180H63V179H60ZM78 180H79V179H78ZM81 180H83V179H81ZM94 180H95V179H94ZM94 180H93V179L91 180V181H92L91 184H92L95 188H98V189L100 190V188H99L100 185H99V186H95V184L93 183ZM113 180H114V179H113ZM116 180H117V179H116ZM154 180H155V179H154ZM158 180H157V181H158ZM163 180H164V179H163ZM190 180H191L192 182H190ZM4 181H8V182H7V185L4 184ZM51 181H52V180H51ZM63 181H64V180H63ZM84 181H85V180H84ZM98 181H99V180H98ZM98 181H97V182H98ZM117 181H118V180H117ZM123 181H124V180H123ZM147 181H149V180H147ZM261 181H260V185H262V186H260V185L257 184V183H256V184H257L258 186H257L256 184H253V183H255V182H251V183H250V185L252 186V184H253V186H255V188L252 189V190H254V191H250V190H249L248 193H251V192H252V193H251V195L249 194L250 196L247 195V196H249L248 198H247V196H244V198L246 197L248 200L250 199L249 201L247 200V202H251V203H253V201L255 200L254 203H255V202H258V204L260 205V204L263 202V204H264V201H263L264 199L262 200V198H264V197H261V195L264 196V194H263V193L261 194L262 191L257 192L258 190H261V188H263V190H264V186H263L264 181H263V183H262ZM22 182H23V181H22ZM29 182L31 183V185H30V184H29V185H30L31 187H33V186H32L33 183H34V185L37 184L38 180H37V181L35 180V182L33 181V183H32L31 181H29ZM58 182H59V180H58ZM60 182H62V181H60ZM60 182H59V183H60ZM74 182H75V180H74ZM100 182H101V183L103 182L102 185L104 184V181H101V180H100ZM120 182H122V181H120ZM137 182H140V183H141V181H137ZM155 182H156V181H155ZM187 182H189V183H187ZM15 183H14V184H15ZM25 183H27V184H25ZM38 183H42V182L39 181ZM77 183H78V185H82V183L80 184L79 182H76V184H77ZM86 183H87L88 185H87ZM86 183H84V184H85L87 187H84V185H83V188H82V189H79V192H80V193H81L82 190H84L85 188L88 190V188H89L88 186L91 187V184L89 185L88 182H86ZM145 183H147V182H145ZM150 183H152L151 180L149 181V183H148L146 186H149V187H150V185H151ZM186 183H187V184H186ZM43 184H44V183H43ZM52 184H54V183H52ZM63 184L65 185V184H67V183H64V182H63ZM98 184H99V182H98ZM122 184H123V182H122ZM124 184H125V183H124ZM242 184H243V185H242ZM248 184H249V183H248ZM37 185H38V184H37ZM50 185H51V184H50ZM54 185H55V184H54ZM57 185H58V184H56V186H57ZM60 185H62V183H61ZM64 185H63V187H64ZM67 185H68V188H67V186H65V188L69 190V187H70L71 184L69 185V183H68ZM72 185H74V184H72ZM102 185H101V186H102ZM109 185H110V184H109ZM112 185H113V184H112ZM140 185H142V184H140ZM154 185L156 186V184H154ZM154 185H153V186H154ZM237 185H241V186H239V189L237 188ZM35 186H36V185H35ZM52 186H53V185H52ZM101 186H100V187H101ZM113 186H114V185H113ZM130 186H131V185H130ZM153 186H151V187H153ZM157 186H158V185H157ZM173 186H174V187H173ZM243 186H244V187H243ZM251 186H250V188L253 187V186H252V187H251ZM256 186H257V187H256ZM6 187H7L8 190H7V189H4V188H6ZM31 187L28 186V188H31ZM63 187L61 186V187H56V188H57V189H61V188H63ZM74 187H75V186H74ZM128 187H129V186H128ZM151 187H150V188H151ZM202 187H203V188H202ZM211 187H212V189H211ZM214 187H216V188H214ZM222 187H221V189H222ZM241 187H242V188H241ZM259 187H261V188L258 189ZM33 188H35V187H33ZM75 188H76V187H75ZM110 188H112V187H110ZM132 188H133V187H132ZM134 188L138 191V189H137L135 186H134ZM138 188H139V187H138ZM155 188H158V187H155ZM213 188H214V189H213ZM246 188H248V187H246ZM49 189H50V188H49ZM57 189H56V190H57ZM70 189H71V188H70ZM73 189H74V188H73ZM93 189H94V188H93ZM106 189H108V187H106ZM114 189L116 190L115 187H114ZM159 189H160V188H159ZM228 189H229V188H228ZM235 189H234V190H235ZM240 189H241V190H240ZM256 189H258V190L256 191ZM28 190H29V189H28ZM35 190H36V189H35ZM35 190L32 191V188H31L30 193H31V191L34 192ZM42 190H43V189H42ZM44 190H45V191H42V192L39 191L40 193L37 192V191H35V192L39 193V194L42 196V194H44V193L46 192V189H44ZM51 190H52V188H51ZM53 190H54V188H53ZM53 190H52V191H53ZM63 190H65V189H63ZM71 190H72V189H71ZM74 190H75V189H74ZM76 190H77L76 192H78V189H76ZM118 190H119V189H118ZM120 190H121V189H120ZM156 190H158V189H156ZM162 190H163V188H162ZM162 190H161V191H162ZM202 190H201V192H203ZM211 190H213V191H211ZM217 190H219V188H218ZM26 191H27V190H26ZM26 191H25V193H26ZM52 191H51L50 194H52ZM58 191H59V190H58ZM60 191H61V190H60ZM90 191H91V190H90ZM93 191H94V190H93ZM93 191H92V192H93ZM161 191H160V192H161ZM193 191H194V192H193ZM204 191H206V190H204ZM219 191H221V190H219ZM53 192H55V191H53ZM63 192H64V191H63ZM73 192H74V191H73ZM79 192H78V194H76V196L80 195ZM95 192H96V191H94V193H95ZM115 192H116V191H115ZM119 192L123 193V192H125V191H119ZM126 192H128V191L126 190ZM131 192L134 193L135 191H131ZM140 192H141V188H140ZM144 192H145V191H144ZM148 192H149V193H148ZM148 192L145 193V194H146V195H147V194H150L152 191L149 190ZM160 192H158L159 195H161ZM217 192H218V191H217ZM229 192H230V193H229L230 195H233V194H232V191H231L230 189H229ZM253 192H254V193L257 192L258 194L256 193V194H257V195H256V194H254ZM263 192H264V191H263ZM30 193H29V194H30ZM41 193H42V194H41ZM46 193H47V192H46ZM46 193H45V194H46ZM59 193H60V192H59ZM69 193H70V192H69ZM86 193H87V192H86ZM98 193H100V192H98ZM103 193H104V191H103ZM105 193H106V192H105ZM116 193H117V192H116ZM210 193H205V192H204V193H203L204 198H203V196H202L201 194H200V196H202V197H200V196H199V197H200V198H203V199H207V198H205V197L207 196L208 198H210L211 196H208ZM234 193H235V192H234ZM259 193H260L261 195H259ZM22 194L25 195L24 192H22L21 195H22ZM26 194H28V193H26ZM70 194H71V193H70ZM84 194H85V191H84ZM123 194H124V193H123ZM128 194H129V193H128ZM137 194H138V192H137ZM152 194H154V196L156 195L154 192L151 193V195H152ZM158 194H157L155 197L153 196V197H152L153 199H151V200H149V201L151 202L152 200L156 199V197L158 196ZM205 194H206V195H205ZM207 194H208V195H207ZM218 194H219V193H218ZM222 194H223V191H222ZM224 194H225V195H228L227 192L224 193ZM224 194H223V196H222V202H223V203L221 202V204H219L220 202L218 201L219 203H218V202H213L214 204L211 205V206H214V207H215V204H217L216 207H217V210H218V211H219V209H220L221 207H222V209H223V207H224L225 205H228L227 203H229L231 197H233V196H231V197L229 196V198H228V197H225V198H228V199H229V202H227L228 200H225L226 203H225V205L223 206V204H224V202H225V201H224ZM13 195H12V196H13ZM18 195H19V194H18ZM53 195H56L57 197H59V196L62 195V194L59 195V194H55V193H54ZM85 195H86V194H85ZM95 195H96V194H95ZM100 195H101V194H100ZM104 195H105V194H104ZM108 195H111V194H108ZM131 195H132V194H131ZM134 195L136 196V194H135V193L133 194L132 200H133V199L135 200V198H136V200H137L139 197H135ZM138 195H139V194H138ZM138 195H137V196H138ZM142 195H143V194H142ZM164 195L167 196L168 194H167V193H166V194L163 193V197L165 198ZM169 195H171V194H169ZM169 195H168V196H169ZM172 195H173V194H172ZM172 195H171V196H172ZM175 195H176V194H175ZM175 195H174V196H175ZM182 195H180V196L183 197ZM191 195H192V194H191ZM193 195H194V194H193ZM193 195H192V196H193ZM197 195H199V194H197ZM197 195H194L193 197L195 198V196L197 197ZM216 195H217V194H216ZM234 195L236 196L237 194L235 193ZM254 195H255V197L258 198V199H256V198L254 197ZM7 196H8V197H7ZM15 196H16V195H15ZM19 196H20V195H19ZM26 196H27V197H26ZM26 196H21V197H26V198H28V195H26ZM63 196H65V195H63ZM71 196H73V197L75 198L76 202H78V201H77L78 198L75 197V195H71ZM82 196H83V195H82ZM82 196L80 195V197H82ZM86 196L89 197L88 195H86ZM112 196H113V194H112ZM117 196H118V195H117ZM143 196H144V195H143ZM143 196H142V197H143ZM174 196H173V197H174ZM176 196H177V195H176ZM176 196H175V197H176ZM213 196H214V194H213ZM213 196H212V197H213ZM237 196H239V197L241 198V196H240L239 194H238ZM251 196H252V197H251ZM34 197L36 198L37 195H36V196L34 195L33 198H34ZM44 197H45V196H44ZM52 197H53V196H52ZM61 197H62V196H61ZM61 197H60V198H61ZM73 197H71V198H73ZM123 197H124V196H123ZM169 197H170V196H169ZM173 197H170V198L175 199V198H173ZM178 197H179V195H178ZM181 197H179L180 200L183 199V198H181ZM212 197H211V198H212ZM217 197H218L219 200H220L221 197H220L219 195H217ZM217 197H213V198H217ZM239 197H237V199H238ZM242 197H243V196H242ZM250 197H251V198H255V199L252 201ZM10 198H11V197H10ZM14 198H15V197H14ZM17 198H18V197H17ZM17 198H16V199H17ZM33 198H30V199L32 200ZM35 198H34V201H38L37 198H36V199H35ZM53 198H54V197H53ZM60 198H59V199H60ZM74 198H73V199H74ZM83 198H84V196H83ZM99 198H101V197H99ZM102 198H103V197H102ZM102 198H101V199H102ZM115 198H116V196H115ZM115 198H114V199H115ZM117 198H118V197H117ZM127 198H128V197H127ZM130 198H131V197H129V199H130ZM146 198H147V197H146ZM158 198H160V197H158ZM158 198H157V200H158ZM167 198H168V197H167ZM189 198L192 199V197H190V196H189ZM213 198H212V199H213ZM240 198H239V199H240ZM246 198H245V199H246ZM259 198H261V200H260ZM8 199H9V198H8ZM19 199H21V198H19ZM30 199L28 198L27 200H30ZM39 199H40V198H39ZM45 199H46V197H45ZM63 199H64L65 201H66V199H67V201H68V200H69V201L71 200V199H69V198H66V199H65V197H64V198L61 199V202H62ZM73 199H72V200H73ZM89 199H90V198H89ZM95 199H98V198H95ZM104 199H106V197H105ZM172 199H171V200H172ZM177 199H178V198H176V200H177ZM195 199H197V198H195ZM234 199H236V198L233 197V200H234ZM239 199H238V200H239ZM241 199H242V198H241ZM241 199H240V200H241ZM12 200H14V199H12ZM12 200H11V201H12ZM40 200H41V199H40ZM46 200H48V199H46ZM57 200H58V199H57ZM64 200H63V201H64ZM72 200H71V203H72ZM75 200H74V201H75ZM90 200H91V199H90ZM115 200H116V199H115ZM136 200L134 201L135 204H136V202L138 201V200H137V201H136ZM142 200H143V199H142ZM159 200H161V198H160ZM176 200H174V201L176 202ZM178 200H179V199H178ZM197 200H199V201H197ZM197 200H195L196 203H195V202H192V204L190 203L191 205H189V202H188V201H191V200H188V201H187V202H188V205H189L190 208L193 207V205H194V207H195L197 204H198L197 207H199V204H201V206H200L201 208H198V211H195V210L197 209V207L194 208V209L192 208V210L188 209V210H190V211H187V212H188L187 214H189V212H190V214L188 215L189 217L191 216V214H194V215H195V212H199V213H201V214H205V213H206L205 211H202V207H203V209H204V205L202 206V204H203V200H201V199H199V198H198ZM238 200H237V201H238ZM240 200H239V201H240ZM258 200H259V201H258ZM6 201H8V200H6ZM9 201H10V199H9ZM9 201H8V203H9ZM11 201H10V202H11ZM48 201H49V200H48ZM51 201H52V200H51ZM65 201H64V202H65ZM74 201H73V202H74ZM91 201H92V200H91ZM98 201H99V200H97V202H98ZM105 201H106V200H105ZM105 201H103V200L101 201V200H100V201H99V204L102 203V202L105 204ZM145 201H146V200H145ZM183 201H184V200H183ZM193 201H194V200H193ZM201 201H202V203H201ZM210 201H211V199H210ZM210 201H208V202H210ZM234 201H236V200H234ZM241 201H242V200H241ZM241 201H240V202H241ZM243 201H244V200H243ZM243 201H242L243 204L247 203V202H243ZM245 201H246V200H245ZM260 201H262V202H260ZM12 202H13V201H12ZM12 202H11V204H13V203H16V204H17V203H18V202H15V201H14L13 203H12ZM26 202H28V201H26ZM40 202H41V201H40ZM52 202H53V201H52ZM61 202L58 201L57 203L59 204V203H61ZM76 202H74V203L76 204ZM89 202H90V201H89ZM94 202H95V200H93V204H95V203L97 204V202H95V203H94ZM109 202H110V201H108V203L106 202V204H107V205L109 204V207H110V203H109ZM131 202H132V201H131ZM134 202H133V203H134ZM139 202H140V201H139ZM156 202H157V201H156ZM163 202L165 203V205H168V204L166 203L167 201L165 202L164 199H163ZM170 202H171V201H170ZM199 202H200V203H199ZM4 203H5V200H4ZM19 203H21V201H20ZM19 203L17 204L19 208L17 209V207H15V208L18 210V211H17L18 213H19V210H20ZM28 203H29V202H28ZM30 203H31V202H30ZM36 203H37V202H35V205H36ZM41 203H42V202H41ZM53 203H56V199H55V202H53ZM71 203L69 202L70 205H72ZM83 203H85V202H83ZM103 203H102V204H103ZM119 203H120V201H119ZM124 203H125V202H124ZM133 203H132V205H133ZM153 203H154V202H153ZM168 203H169V202H168ZM184 203H185V202H184ZM194 203H195L196 205H195ZM211 203H212V202H211ZM232 203H233V202H230L231 205H232ZM251 203H249L248 206L253 205V204H251ZM5 204H6V203H5ZM16 204H15L14 206H16ZM39 204H40V203H39ZM39 204L37 203V205H39ZM42 204H44V203H42ZM42 204H40V205L38 206V211L40 210V211L42 212V206H43ZM65 204H66V203H65ZM65 204L62 202V203L59 204V205H63L62 207H63V209H64V207L66 208V206L68 205V203H67V205H65ZM87 204H88V203H87ZM87 204H85V205H86L85 207H83V205L80 204L79 207L82 208V209H83V208L85 209V208H87ZM89 204H90V203H89ZM106 204H105V205H106ZM117 204H118V203H117ZM170 204H171V203H169V205H170ZM176 204H177V203H176ZM243 204H242V205H243ZM263 204H261V206H262ZM22 205H23V202H22L21 206H22ZM28 205H29V204H28ZM30 205H31V204H30ZM30 205H29V206H30ZM37 205H36V207H37ZM41 205H42V206H41ZM44 205H46V204H44ZM51 205H52V204H51ZM51 205H50V206L48 205V206L51 207ZM70 205H68V208H69ZM76 205H77V204H76ZM107 205H106V206H107ZM111 205H112V203H111ZM115 205H116V204H115ZM132 205H131V210L134 209V208L132 207ZM137 205H138V204H137ZM141 205H143V204H141ZM152 205H153V204H152ZM154 205H155V204H154ZM206 205H207V204H206ZM206 205H205V207H206ZM218 205H219V206H218ZM220 205H221V206H220ZM233 205H235V204H233ZM246 205H247V204L243 205L242 207H245ZM254 205H255V204H254ZM2 206H3V205H2ZM2 206L0 205V208H1ZM4 206H5V205H4ZM24 206H25V204H24ZM29 206H27V207H29ZM31 206H32V205H31ZM33 206H34V205H33ZM33 206H32V207H33ZM48 206H47V209H48ZM52 206H53V205H52ZM81 206H82V207H81ZM95 206H97V205H95ZM119 206L122 207V204H120V205L118 204V205L115 206V207H113V205H112L110 208H111V209H112V208H113V209H114V208H117V209H118ZM124 206L127 207L126 204H124ZM133 206H134V205H133ZM156 206H157V204H156ZM159 206H160V205H159ZM175 206H176V205H175ZM179 206H182V208H183L184 205H183V204H182V205L179 204L178 207H179ZM185 206H186V205H185ZM185 206H184V207H185ZM209 206H210V205H209ZM211 206L209 207L210 212H212V211L215 209V208H213V207H211ZM22 207H23V206H22ZM32 207H31V208H32ZM36 207L34 206L33 209L36 208ZM40 207H41V208H40ZM53 207H54V206H53ZM60 207H61V206H60ZM71 207H72V206H71ZM109 207H107V209H109ZM121 207H120V209H121ZM126 207H124V208H126ZM153 207H154V206H153ZM164 207H165V206H164ZM164 207L161 206L162 209H163ZM178 207L176 206L175 208H178ZM189 207L187 206V208H189ZM227 207L229 208L230 206H227ZM233 207H234V206H233ZM233 207H230V208L232 209ZM235 207H236V206H235ZM51 208H52V207H51ZM51 208H50V209H51ZM105 208H106V207H104V209H105ZM124 208H123V210H124ZM143 208H144V207H143ZM143 208H141L142 211H143ZM150 208H151V207H149V209H150ZM157 208H158V207H157ZM157 208L155 207V210H156ZM161 208H159V210H161ZM187 208H186V210H187ZM210 208H211V209H210ZM2 209H6V208L3 207V208H1V210H2ZM22 209H23V208H22ZM22 209H21V210H22ZM29 209H30V208H29ZM43 209H45V208L43 207ZM52 209H54V208H52ZM66 209H67V208H66ZM91 209H92V208H91ZM107 209H106L105 211H107V213H108V210H107ZM136 209H139V208L136 207ZM164 209L166 210V209H168V208H164ZM164 209H163L162 211H165ZM205 209H207V208H205ZM212 209H213V210H212ZM224 209L226 210L227 208L224 207ZM236 209H237V208H236ZM236 209H235V212H234L233 209H232L233 211H231L230 209H228L227 211L224 210L225 212L222 211V210L220 209V210H221V211L219 212V213H220V216H218V214H217L218 212H217L216 210H214L215 212H217L216 214L213 212L216 216L213 214V216H210V217H212V218H213V217H216L215 219H217V220L220 221V222L217 221L218 223H217V222H216V223H213V222H212V219L209 217V219H210L211 221L209 220V222H207L208 225H209L210 222H211V223H212L211 226L215 227L216 230L219 231L218 228L221 229L219 226L222 225L221 223H222L223 221H225V220H223V219H222L223 221H222L221 219L219 220L217 217H221V215H225V214L228 213L229 210H230L232 214H226L227 217H226V216H225V217H226V219H228V217H229V219H232L233 222H234V219L236 218L235 216L237 215V214H236V211H237ZM7 210H8L9 213L12 212V211L10 212L11 209H9V208H7ZM7 210H5V212H7ZM57 210L59 211V208H57L56 211H57ZM60 210H62V209H60ZM68 210H69V209H68ZM85 210H86V209H85ZM87 210H88V209H87ZM98 210H99V208L96 209V212H97ZM115 210H116V209H114V211H115ZM121 210H122V209H121ZM127 210H128V208H127ZM127 210L125 209L126 212H127ZM180 210H181V209H180ZM180 210H179V212H180ZM193 210L195 211L194 213H193ZM199 210H201V211H199ZM207 210H208V209H207ZM207 210H206V211H207ZM30 211L33 213L34 211H37V209H36V210L34 209L33 211H32V209H30ZM44 211H45V210H44ZM44 211H43V212H44ZM50 211H51V210H50ZM50 211L48 210V211H45L46 213H43V214H45L46 216H44L43 214H41L42 216H44V217L46 218V217H47V212H49V213H48V217H47L48 219L46 218V219L48 220L47 223H48V222H51V220L53 219V218H52V215H53V214L51 215ZM58 211H57V212H58ZM64 211H65V210H64ZM69 211H70V210H69ZM78 211H79V210H78ZM78 211H77V212L73 211V213H76V215L78 216ZM89 211H90V210H89ZM191 211H192V212H191ZM241 211L243 212V209H242ZM244 211H245V210H244ZM2 212L4 213V210H3ZM21 212H22V211H21ZM23 212H24V211H23ZM41 212H40V213H41ZM62 212H63V211H62ZM66 212L68 213V211H66ZM79 212H80V211H79ZM116 212H117V211H116ZM123 212H124V211H123ZM131 212H132V211H131ZM147 212L150 213V211H148V210H147ZM169 212H170V209H169ZM181 212H182V211H181ZM202 212H203V213H202ZM3 213L0 212V214H1V215H0L1 218H3V217H2V214H3ZM25 213H28V210H27V212H25ZM37 213H38V212H37ZM37 213H35V214H37ZM59 213H61V211H59ZM97 213H98V214H97ZM97 213H96L97 215H99V214L101 215V214H102V212H97ZM107 213H106V214H107ZM118 213H119V211H118ZM120 213H121V212H120ZM120 213H119V214H120ZM133 213L135 214L136 212L133 211ZM162 213H164V212H161L160 214H162ZM167 213H168V212H167ZM171 213H173V214L176 213V214H177V211L174 209V211H173V212L171 211ZM171 213H169V215H168V216H170V219H169V220H167V219L164 218V219H165V222H166V221H170V220H172V221H173V220L176 221V220L174 219V217L177 216V215H176V214H175V215L172 214V215L174 216V217H173V216L171 215ZM199 213H196L197 215H195V217H198V216H199V215H198ZM207 213H208V215H209V214H210V215L212 214V213H209V211H208ZM207 213H206V215H207ZM221 213H222V214H221ZM223 213H224V214H223ZM229 213H230V212H229ZM233 213H235V216H234ZM4 214L7 215L8 213H7V214L4 213ZM4 214H3V215H4ZM55 214H56V213H55ZM68 214H70V212H69ZM83 214H84V212H83ZM106 214H105V215H106ZM115 214H116V213H114V214H112V213L109 214V213H108L107 215H109V216L112 215V217L110 216L109 219H106V218H108L107 215H106V218H105V219L107 220L108 223L110 222V218H113V217H114L113 215H115ZM119 214H118V217L122 216L123 214H124V216H126V215H125L126 213H122V215L120 214V216H119ZM134 214H133V215H134ZM144 214H145V213H144ZM155 214H156V213H155ZM240 214H241V212H240ZM13 215H14V214H13ZM28 215H29V217L32 216V215L29 214V213H28ZM28 215H27V216H28ZM30 215H31V216H30ZM41 215H40V218L42 217ZM49 215H51V216H50V217H51L50 220H49ZM56 215H57V214H56ZM56 215H55V216H56ZM76 215H74V219L77 217ZM87 215H88L87 218H89V219H88V221H89V220L91 219V218H90L91 216H90L89 213H88ZM100 215H99V216H100ZM102 215H103V214H102ZM102 215H101L100 217H103V218H104L105 215H104V216H102ZM127 215H128V213H127ZM181 215L184 216V214H181ZM208 215H207V216H208ZM19 216H20V215H19ZM35 216H37V215H35ZM38 216H39V215H38ZM57 216H59V215H57ZM75 216H76V217H75ZM89 216H90V217H89ZM99 216H97V217H98V220H97V221L100 220V217H99ZM145 216H146V215H144V217H145ZM150 216H152V214H151ZM168 216H165V217H168ZM182 216H181V217H182ZM185 216H186L185 218H180V217L178 216L180 219H184L185 222H184L183 224H185L186 221H189V222L186 223V224H187V225H186L187 227H188V223H189V225H190V224H194V223H193L194 221H192V219H194V218H192V217H191L192 219L190 218V219H191V223H190V219H188V216H187L186 214H185ZM202 216H203L205 219H204ZM231 216H232V218H230ZM4 217L8 218V216H4ZM9 217H10V216H9ZM17 217H18V216H17ZM22 217H23V216H21V218H22ZM63 217H64V216H63ZM65 217H67V216L65 215ZM78 217L81 218L80 215H79ZM83 217H85V215H84ZM83 217H82V219H83ZM137 217H138V216H137ZM163 217H164V215L162 214V216L160 217V220H159L160 222H162V221L164 220V219L161 220ZM172 217H173V219H172ZM201 217H202V218H201ZM223 217H224V216H223ZM223 217H222V218H223ZM225 217H224V219H225ZM234 217H235V218H234ZM12 218H13V221H15V220H14V217H12ZM18 218H19V217H18ZM21 218H20V221H21ZM32 218H34V215H33ZM32 218L28 221L26 217H23L22 220H23L24 222H23V221H21V222H23V224H24V223H25V220H27L28 224H29L30 221H31V223H32V222H34V221H32V220H33ZM45 218H44V219H45ZM67 218H68V217H67ZM71 218H72V219H71ZM79 218H78V219H79ZM126 218H127V217H126ZM129 218H130V217H129V215H128V219H129ZM154 218H155V217H154ZM186 218H187L188 220H187ZM16 219H17V218H16ZM28 219H29V218H28ZM34 219H35V218H34ZM42 219H43V217H42ZM44 219H43V223L46 222V221H44ZM59 219H61V221H62L63 218L60 217ZM69 219H70L71 224H72V225L69 224V226L71 225L72 228L67 226V228L71 230V231H69V233H68V232H67V233L69 234V237L71 238L70 235L73 236V234L75 233V232H73V233L70 234V232L73 231V230H72V229H73V225H74V227H75V224H76L79 220H76V223H75V222L73 223V222H72V220H74L73 217H70V216H69ZM69 219H67V220H64V219H63V221H64V222H65V221L68 222ZM82 219H80V221H81ZM105 219H104V221H103L104 223H105V221H106ZM113 219H114V218H113ZM113 219H112V220H113ZM116 219H117V218H115V220H116ZM118 219H119V218H118ZM120 219L122 220V219H123V216H122V218H120ZM120 219H119V220H120ZM141 219H142V218H141ZM145 219H146V218H145ZM176 219H178V218H176ZM202 219H203V220H202ZM229 219H228V220H229ZM0 220H1V219H0ZM11 220H12V219H11ZM35 220L37 221V220H40V219H38V218L36 217ZM55 220H56V218H55ZM84 220H85V219H84ZM84 220H82V222H81V223L83 224L82 226H84V224H85V225L88 224V222L86 223ZM91 220H94V219H91ZM91 220H90V222H91ZM102 220H103V219H102ZM121 220H120V221H121ZM123 220H124V219H123ZM125 220H126L125 222L127 223V219H125ZM194 220L198 221L199 218H198V219L195 218ZM201 220H202V222H199V221H201ZM204 220L206 221V220H208V218L205 217L204 215H201V216H200V220H199L197 223H195V226H194V227H193L192 225L189 226V227H190V228L188 227V228L190 229V230H189V234H190V235L192 234L191 231L194 230V229L191 230V228H192V227L195 228V227H196V224H198V223H202V224H199V225H198L199 227H202V225H203V227H205V225H206V227H205V229H206L208 225L205 224V223H203ZM213 220H214V219H213ZM238 220H239V219H238ZM2 221H4V219H3ZM2 221H1V224H2ZM9 221H10V220H9ZM17 221H19V219H17ZM20 221L18 222V226H17V222H15L16 225H14V223H10V225L12 226V224H13L14 227H13L12 232H11V231H10V232L8 231V232L11 233V236H14V238L12 237L14 241L16 240V239H15V236H18V235H19V233H20L19 231L21 230V232H22V230H23V228H22V229L20 228L19 231L15 230L16 227L21 226V222H20ZM52 221H53V220H52ZM63 221H62V222H63ZM74 221H75V220H74ZM80 221L78 222L79 224H78V223L76 224V226H77V225H81ZM113 221H114V220H113ZM116 221H117V220H116ZM116 221H115V222H116ZM138 221L140 222V218H139ZM138 221H137V222H138ZM157 221H158V219L156 220V222H157ZM174 221H173V222H174ZM180 221H183V220H180ZM221 221H222V222H221ZM27 222L24 224L25 227L28 225ZM39 222H40V221H37L38 224H39ZM62 222H61V223H62ZM90 222H89V223H90ZM92 222H94V221H92ZM92 222H91V223H92ZM100 222H101V220H100ZM107 222H106V223H107ZM121 222H122V221H121ZM131 222H132V221H131ZM163 222H164V221H163ZM173 222L170 221V222H168V224H169V223L173 224ZM230 222H231V224L233 223L231 220H229V221L226 220V221H225V223H228L229 225H226V224H224V222H223L222 228L224 227V230H225V228L227 227V228L230 230V228L233 227V226H231L230 228L228 227V226L231 225ZM239 222H241V221H239ZM239 222H238V223H239ZM19 223H20V225H19ZM41 223H42V220H41L40 224H41ZM55 223H57V222L55 221V222L53 223V224H54V227H55L57 230H58V228H61V227H56L57 225H56ZM59 223H60V222H59ZM68 223H69V222H68ZM91 223H90V224H91ZM101 223H102V222H101ZM101 223L99 224V223H97V222H96V223L94 222L93 225L96 224L98 228H99L98 225H100V226L103 225V226H104L103 229L106 228L105 230L107 231V232L105 231V232H103V233H104L105 235H107V234L109 233L108 230H107V227H108V226L105 225V224H101ZM133 223H136V222L133 221ZM166 223H167V222H166ZM180 223H181V224H179V225H180V227L182 228V226H184V225L182 224V222H180ZM234 223H235V222H234ZM234 223H233V225H234ZM238 223H237V224H238ZM32 224L34 225L35 223H32ZM53 224H52V226H50V228L53 227ZM57 224H58V223H57ZM65 224L68 225L67 223H65ZM113 224H114V223H113ZM118 224H119V222H118ZM118 224H117V225H118ZM123 224L125 225V226H124L125 229H127L126 226L129 225L130 223L125 224V223L123 222ZM131 224H132V223H131ZM139 224H140V223H138V227H137V223H136V227H137L138 229L141 228V227L143 226V223H142V222H141V224H140L141 227L139 226ZM146 224H148V223L146 222ZM155 224H156V223H155ZM163 224H164V227H165V223H163ZM168 224L166 225V227L168 228V226H169V228H170L171 224H169V225H168ZM177 224H178V222H177ZM177 224H174L175 227L177 226L176 228L173 227L174 225H172L171 228L173 227L174 230L177 229V228L179 229V225H177ZM204 224H205V225H204ZM215 224H216V225H215ZM218 224H219V226H218V228H217L216 226H217ZM24 225H22V226L24 227ZM55 225H56V226H55ZM59 225H61V224H59ZM109 225H110L109 228L112 227V224H109ZM152 225H153V224H152ZM152 225H151V226H152ZM156 225L158 226V224H156ZM6 226H7V225H6ZM28 226H29V225H28ZM28 226H27V227H28ZM40 226H41V225H40ZM42 226H43V225H42ZM45 226H46V225H45ZM47 226H48V225H47ZM61 226H62V225H61ZM82 226H81V228H82ZM133 226H134V225H133ZM147 226H148L147 228L150 227L149 225H147ZM154 226H155V225H154ZM186 226H184V227H185L187 230L184 229V232L186 231V233H188V232H187V231H188V228H187ZM211 226H210V225L208 226V228H211V229H208V228H207V230H210V232L214 231V228L211 227ZM7 227H8V226H7ZM30 227H31V226H30ZM64 227L66 228V226H64V223H63V226H62L63 229L61 228V229L63 230V232H64L63 234H65V232H66V231L64 230ZM78 227H79V226H78ZM84 227H85V226H84ZM84 227H83V228H84ZM86 227H89V229H90V228H92L93 226H90V225L87 226V225H86ZM86 227H85L84 229H86ZM95 227H96V226H95ZM113 227H114V225H113ZM115 227L117 228L116 225H115ZM115 227L113 228V230L115 229ZM134 227H135V226H134ZM184 227H183V228H184ZM199 227H197L198 229L196 228V229L198 230V231H196V234H197V232H198V233L201 232L200 234H203L202 231H204V230H202V231L200 230V231H199V229H201V228H199ZM8 228H9V227H8ZM32 228H33V226H32ZM32 228H31V229H32ZM67 228H66V229H67ZM75 228L77 229V230H75V231H76L75 234H77L78 228H77V227H75ZM81 228L79 227L80 233H79V232H78V233L81 234V236H83L81 230H83V232H85V230H84V229H81ZM101 228H102V227H101ZM109 228H108V229H109ZM131 228H133V227H131ZM150 228H151V227H150ZM152 228H153V227H152ZM154 228H155V227H154ZM154 228H153V230H154ZM156 228H157V227H156ZM183 228H182V229H183ZM9 229H10V228H9ZM9 229H8V230H9ZM11 229H12V228H11ZM11 229H10V230H11ZM16 229H17V228H16ZM34 229H35V227H34ZM36 229H38V230H36V231H37V233H38V231H39V233H38V234H34V235H36V236L41 235V236L38 237L39 239L41 238V240L47 238V236H46V237L44 236V235H47V233H46V234H45V233L43 234V236L45 237V238H44V237L42 236V234H40V231L42 232V230L39 229V227H38V228L36 227ZM42 229H43V228H42ZM48 229H49V228H48ZM48 229H47V232L50 233V230L48 231ZM52 229H53V230H52ZM52 229H51V230H52L53 232H56V231H57V230L54 231V228H52ZM61 229H59V230H61ZM87 229H88V228H87ZM87 229H86V230H87ZM92 229H94V227H93ZM95 229H96V228H95ZM95 229H94V230H95ZM103 229H100V230L104 231ZM110 229H111V228H110ZM120 229H121V228L118 227V229H116V230H117L118 232H120ZM122 229H123V228H122ZM157 229H158V228H157ZM157 229H156V230H157ZM178 229H177V230H178ZM182 229H181V230H182ZM228 229H226V230H228ZM14 230H15V232H13ZM59 230H58V233H59ZM96 230H97V229H96ZM130 230H131V229H130ZM147 230H149V229H147ZM151 230H152V229H151ZM172 230H173V229H172ZM247 230H248V229H247ZM33 231H34V230H33ZM92 231H93V230H92ZM92 231H91V230H90V231L88 230L89 234H90ZM98 231H99V230H98ZM111 231H112V230H111ZM124 231H126V230H124ZM132 231H133V230H132ZM136 231H137V230H136ZM149 231H150V230H149ZM178 231H179V230H178ZM182 231H183V230H182ZM194 231H195V230H194ZM194 231H193V236L196 235ZM221 231H222V230H221ZM221 231H219V233H220ZM254 231H255V229H254ZM23 232H24V234H25L26 231H23ZM43 232H44V231H43ZM53 232H52V233H53ZM86 232H87V231H86ZM86 232H85V233H86ZM88 232H87V233H88ZM93 232H94V233H97L96 231H93ZM99 232H100V231H99ZM99 232H98V233H99ZM113 232H114V231H113ZM133 232H134V231H133ZM137 232H138V231H137ZM184 232H183V233H184ZM215 232H216V231H215ZM227 232H228V231H227ZM4 233H5V230H2V227H0V236L3 235ZM12 233H14L15 235H12ZM49 233H48V235H49ZM52 233H50V235L52 236V237H51V236H50V237H51V239H52L53 237H55V239L53 238V239L51 240V241L54 242V241L56 240V236H55L56 234L54 233V235H52ZM87 233H86V235H87ZM101 233H102V232H101ZM106 233H107V234H106ZM144 233H145V231H144ZM160 233H161V232H160ZM213 233H214V232H213ZM216 233H217V232H216ZM250 233H252V232H250ZM5 234L7 235V238L9 239L8 236H9L10 234H7V230H6V233H5ZM5 234H4V235H5ZM30 234H31V232H30ZM63 234H62V232H61V237H62V236L64 237ZM104 234H102V235L104 236ZM113 234H115V233H113ZM117 234H118V233H117ZM121 234H122V233H121ZM157 234H158V233H157ZM161 234H162V233H161ZM200 234H197V236L200 235ZM207 234H210L209 231H207ZM214 234H215V233H214ZM214 234H213V236H214ZM26 235H28L27 232H26L25 236H26ZM31 235H33V234H31ZM31 235H30V236H31ZM84 235H85V234H84ZM97 235H98V234H97ZM97 235H96V236H97ZM99 235H100V234H99ZM99 235H98V236H99ZM102 235H100V236H102ZM138 235H139V234H138ZM140 235H141V233H140ZM190 235H189V236H190ZM11 236H10V237H11ZM19 236H22V235H19ZM19 236H18V238L16 237L18 240H19ZM25 236L23 235V237H25ZM36 236H34V238H35ZM74 236H75V235H74ZM74 236H73V237H74ZM108 236H109V235H108ZM111 236H112V235H111ZM163 236H164V235H163ZM166 236H167V235H166ZM193 236L191 235L190 237L192 238ZM4 237H6V236H3V237L1 236L0 239H4ZM27 237H28V236H27ZM27 237H26V238H27ZM31 237L33 238V236H31ZM31 237H30V238H31ZM76 237H77V236H76ZM83 237H84L83 240H85V239L87 240V238H88L87 236H86V238H85V236H83ZM104 237H105V236H104ZM104 237H100V238H103V240H104V239L107 240V238H106L107 236H106L105 238H104ZM21 238H22V237H21ZM26 238H25L24 241L27 243ZM28 238H29V237H28ZM30 238H29V239H30ZM38 238H36V239H38ZM59 238H60V237H59ZM70 238H69V240H70ZM96 238H97V237H95V239H96ZM10 239H11V238H10ZM22 239H23V238H22ZM57 239H58V238H57ZM88 239H89V238H88ZM93 239H94V238H93ZM95 239H94V240H95ZM110 239H111V237H110ZM20 240H21V239H20ZM20 240H19V241H20ZM97 240H100L99 237H98ZM4 241H5V240H4ZM14 241H12L10 244H9V243H8V244H9L10 246H16V245H12V244H14ZM16 241H17V240H16ZM16 241H15V242H16ZM51 241L49 240V242H51ZM57 241H58L59 245L61 246V244H60V242H59V241H61V238H60L59 240H56L54 243L57 244ZM71 241L73 242L74 240L71 239ZM76 241H77V238H76ZM89 241H91V240L89 239ZM0 242H1V244H2V241H1V240H0ZM8 242H10V240H9ZM20 242H21V241H20ZM62 242H63V240H62ZM72 242H71V243L69 242V243L72 245ZM79 242H80V243H79ZM81 242H82L81 239H79V241H77L78 244H81ZM84 242H86V241H84ZM3 243H4V242H3ZM5 243H6V242H5ZM1 244H0V245H1ZM8 244H7V245H8ZM21 244H22V243H21ZM23 244H24V243H23ZM74 244H75V243H74ZM3 245H4V244H3ZM5 245H6V244H5ZM57 245H58V244H57ZM10 246H8V247L10 248ZM22 246H23V245H22ZM73 246H74V245H73ZM77 246H78V245H77ZM6 247H7V246H6ZM6 247H4V248H6ZM20 247H21V246H20ZM1 251L3 252V250H1ZM14 251H15V250H14ZM16 252H17V251H16ZM18 252H19V250H18ZM11 253L14 254L15 252H12V250H11ZM0 254H1V253H0ZM7 254H8V253H7ZM2 255H4V254L2 253ZM2 257H3V256H2ZM1 262H2V260H0V263H1Z\"/></svg>", "mask_w": 264, "mask_h": 264}]
</instances>
